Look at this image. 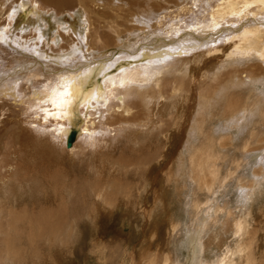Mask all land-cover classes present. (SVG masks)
I'll return each mask as SVG.
<instances>
[{"label":"bare ground","instance_id":"1","mask_svg":"<svg viewBox=\"0 0 264 264\" xmlns=\"http://www.w3.org/2000/svg\"><path fill=\"white\" fill-rule=\"evenodd\" d=\"M31 1L33 4H36L37 1L38 4L36 5V9L39 8L46 11L51 10L55 14H60L64 12V10H71V8L75 6L72 0ZM81 1L82 3L80 2V6L84 9L83 17L80 16L81 14L77 15V19L75 21L70 20L66 23L65 21H62V18L60 17L56 20L55 25L57 28H55L52 32V35L56 39H53L51 35V38H49L53 43H48L54 45L55 48L53 47L54 49H52L51 47L50 49L51 52H54L56 55H51L53 53H50L49 51L39 53L36 51L38 50L37 48L36 50L33 49L34 55L28 54L30 50L25 52V50H17L16 48H6L5 52L9 54L10 59L13 60V65H15L13 66V71L9 74L7 73V75L3 76L2 79L5 80L7 76L12 75L14 77L16 75H28L29 77L36 79L41 76V72L39 70L46 72V75H44L45 77L42 75L44 80L39 87L28 88L29 91L25 98L31 109L27 111L33 112L30 110L36 111L33 109L36 108L38 111H41V116L44 119H46L45 117H49V119L46 120L51 122L54 121V125L51 128L52 131H50L48 136L49 138H53L59 146L64 145L66 148H63V146L61 147L62 149L60 148L61 152L58 151L60 156L65 152H69V155H71L77 144H79L77 142L78 140H82L81 142H87V144H90L89 140L95 141L97 139L95 134L97 129L95 130L93 126L95 120H92L91 116L96 113V107L105 105L107 100L108 102L114 101V103H107L113 108V110L116 107L119 112L120 108V111L122 109V112L126 115L124 118H120V120L119 118H116L112 122H106L107 118L105 115V117L103 116V119L105 118L106 120L102 122V127H104V130L108 135H111L114 134L115 131H120L123 123H129V125L138 124L137 126L135 125L136 127L133 132L126 137L129 143L130 140L137 141V136L139 134L145 135L146 131L151 130L152 127L155 126V122H159L156 121V116L161 112L159 111L162 110L161 108L164 109L163 111H167V109L170 110V115H173V120L171 118V120L164 122L165 127L162 131L163 136L174 135L175 138L179 137V139L181 137V141L178 144L180 149H177V153H175L176 151L173 153L170 151L168 156L163 157V152H161L160 155L156 152H149V155L148 153H146L147 155H143V158H141L139 162L129 160V163L132 162L137 165L136 167L138 173L141 171V166H144V171L139 173L141 178L145 176L144 173L152 172L149 174L151 175V178L148 177V179L146 181L144 180L143 183L153 184L154 186L157 183L153 192V206L148 207V204L145 201L142 204L141 200H139V194L135 198H132V192L128 190V188H124V191L120 196V199L123 201H112L107 195L110 192L106 195L105 193L102 194V189L97 186L98 189H96L97 192L95 195L102 203V206L99 204L100 206L98 207L100 209V214L107 213L106 210L110 212L117 204H122L126 209H128V204L131 203H133V205L139 204L141 207L144 205L142 211L146 213L152 223L154 222V226H157L159 218L165 220V216L167 214L166 219L169 225L166 233L167 240L169 241L167 248L165 250L161 248L159 249L162 253L160 252L161 255L158 256V261L154 258L158 252H149L150 248L147 250L145 248L141 249L144 252V254H141V264H156L157 262L158 264H182V262L184 264H264V203L259 201L261 197L264 198V166L259 165L264 163V152L262 149L264 145V106H262V103L258 100H254L255 102L252 101L251 103L238 99V97L231 93V91L228 94L227 92L225 94L223 93L224 95H227L225 96L226 100L223 104L222 114L220 113V116L222 115L223 118L227 119L234 117L239 112H242V115H246L257 108V115L258 118H260V121L256 124L260 126V129H258V127L256 128V126L254 129L251 128L243 137H241V140L239 141L240 143L238 142L239 144L237 145H233L230 142V139H233L238 134L237 127H226L228 129H222L224 134L218 131V127L217 131L219 133L210 134L209 130H211V128L208 129L206 126L207 123L213 121L212 114L200 112L201 106L199 110L198 108L195 109V105L197 106V104H199L198 99L195 98L197 95H199L200 103L203 106L205 103L207 104L212 96H215V94L218 93L216 92L217 86L215 85H209L210 83H208L203 86L205 88L199 85L201 77H203V75L206 76V72L209 70V67L210 70L216 69L214 63H217L220 68V66H226L229 61L235 58H251L264 61V30L260 28L244 29L243 36H251L252 41L249 42L246 39L240 40L243 42V52L231 53L229 47L226 49L222 47L220 50L221 54H218L216 58L208 59L205 56L213 53V50H201L199 45L202 44V41L204 40L202 35L189 33V37H184L181 33L177 34L181 31L182 25L186 24V22L182 20L183 14L181 15V13H166L163 14L161 18L157 19L155 15H151L149 17L136 16L138 19L135 21L134 19L128 18V16H131L132 14L128 11H130L137 3L133 0H117L118 2L124 1L126 5V8H123L121 14L119 15L121 19L118 21L103 20L104 22H101V18L107 19L111 14H113L112 9L111 12L104 11L103 9L102 13H100L98 9H87L88 6H86V3H84L83 0ZM24 4L25 3L22 4L20 1L19 6H24ZM105 4L110 7L116 6L114 5L115 2L109 0H106ZM263 4L264 0L261 1L259 5ZM76 5L78 6V4ZM2 8L3 6L0 9ZM178 8L182 10L184 7L180 6ZM197 8L198 5L194 7V9ZM7 10L5 9L3 14H5ZM244 10L245 8L237 11L238 18L234 20L224 14L221 17L222 25L217 29L218 32L228 30L231 24L234 25L233 32H240L245 23L244 19L246 17L245 14L247 13L246 12L243 16L242 11ZM9 11L10 13L7 17L2 15V24H5L6 22V25L3 27V30H6L4 31L5 34L10 31L9 26H15L22 17L20 16V18H18L20 10L17 8V5H13V8L9 9ZM187 11V8L183 9L184 14H186ZM93 12L94 14H98L95 15V19H92L89 16V13L92 14ZM197 13V10H195L191 14V17L194 16L192 19L198 20L201 17ZM215 14L218 15L217 13ZM113 19L117 20L114 17ZM44 20L46 19L44 18ZM127 22L129 23L128 25L126 24ZM257 22L264 29V22L262 19H258ZM201 24H203V22H201ZM201 24H199V26H201ZM37 28L40 29L41 27ZM195 28H197V26H195ZM132 29L134 31L136 29L141 31L142 29H145V31L136 34L132 33V36L130 37L129 34L131 35L130 31H132ZM60 30H62V32H60ZM40 31L41 30L36 31L34 35L41 38L42 32ZM126 31L127 33L124 34ZM29 34L30 33H26V36L29 37ZM10 35L11 34H9V36ZM12 35V42L16 45L21 38L15 34ZM34 35H31V37ZM65 38H69V40ZM229 38L234 39L231 35H229ZM1 39L2 37H0V41ZM118 39L121 40L122 46H120L124 49L120 48L119 51L114 50L110 52L108 56H100L103 55L100 54L98 55L99 57L96 55V57H94L91 51V54L88 53L89 49L93 50L96 48V50H100L117 45L115 41H118ZM4 41L6 42L7 40L5 39ZM65 42L68 46H65ZM2 45L0 46V50L3 48ZM32 46L34 45H31V48ZM35 54H37V56H35ZM4 55L5 54L0 53V57H5ZM153 55L157 58L153 59L151 57ZM137 56L138 59L139 57H142L141 60L145 61L143 63L139 61L141 62L139 63L136 60ZM161 56H163L166 60L168 58L173 59L174 63L175 61L187 62L188 59L190 60L189 63L187 62L188 65L186 64V72L193 75L192 81L189 82V86H187V80H185L187 77L186 75V77L174 76V78L172 77L168 80H164L162 78L160 74L162 72L161 68L165 69L166 66H164L165 61H161L164 60L160 59L162 58ZM129 58L131 60H136L139 64L136 62L134 64H130L131 61L128 62ZM119 60L125 61L127 65L122 67V69L118 68L119 70L118 72L116 71L117 73L108 74V68ZM105 63L108 64V66H105ZM171 65L175 66L174 64ZM236 67V65H233L223 74L222 72H217L216 74L218 75L216 78H227V80L229 79L230 81L233 77H235V75L232 76V73L235 71ZM252 67L254 68V65ZM252 67L248 65L247 67L244 66V69L242 70L239 69V75L240 73L244 74L245 78L253 80L252 77L256 74L252 71ZM177 68H179V66ZM175 71L173 70V72ZM262 71L264 72L262 67H259V72ZM169 72L171 73L172 71ZM149 82L150 87H148L149 85L146 87L145 85L149 84ZM240 83L242 84V81H240ZM234 85H238V82L234 83ZM7 89L5 87L0 88L1 93L6 92L11 96V100L6 101L5 105L10 108L16 106L22 108L24 100L15 98L14 94L10 93ZM176 91L179 93L177 97L169 100V104H167L170 108H167L166 105L163 106L164 102H162V100L166 98L167 93L169 92L170 94H173ZM129 92H131L132 95L129 94ZM186 94H190V96L188 95L189 97H187ZM186 99H188L187 102ZM127 100L128 104H126ZM140 100H142L141 103L148 105H159L158 108L151 112V117L147 123L143 121L144 119L142 122L140 119H137L142 114L140 113V109H137V112L134 111V113L131 111L133 110L131 108L138 107ZM95 108V112L92 113L90 110H94ZM24 109L26 108L24 107ZM185 109L186 113L183 116ZM38 111L36 113H39ZM79 112L83 117H80L78 114ZM100 112L102 111L100 110ZM194 113H196L195 116H193ZM108 115L109 114L107 113V116ZM108 117L111 118V116ZM192 118L193 121L190 123ZM136 119L140 121L134 123L133 121ZM156 126L158 125L156 124ZM71 129L76 130V136L71 146L67 147L64 141L65 139L67 140V136ZM90 129H92V131H90ZM127 131L123 130L122 132L129 134ZM192 133L195 135V139L193 140L194 143L188 142V139L181 143L185 134L190 136ZM166 144H168V142ZM36 150L39 153L50 152L45 146L41 148L36 147ZM218 150L227 151L224 153V156L228 159V167L224 171L222 170V163H224V161L220 158V155H217L220 152ZM172 154L175 156H172ZM158 156H160L161 159L158 158ZM155 160L162 161L160 166H158L160 168L162 167L160 172L162 173L161 179H159L157 175L153 176V172L157 171V168L155 167L158 164L156 163L160 162ZM118 161L120 163H124L121 159ZM253 162L257 163L255 164L257 167L251 165ZM20 164H22V162ZM9 168L12 169L11 172L19 170L16 169L14 165H11ZM135 171L136 169H134V172ZM9 174V171L5 172L1 175L0 179L2 180L3 178L6 180ZM177 177L181 178L184 182L183 185H179L180 187L177 186ZM10 181L11 179L1 182L9 183ZM10 184H8L9 187ZM8 186L6 189L7 191L12 189V195L21 194L25 188H22L19 183H16V186L18 187L11 186V189ZM2 187H5L4 184ZM231 189H234V191H231ZM229 190L230 192L235 193L233 196L230 195V198L229 195L227 196ZM179 191L182 192L180 195L182 199L179 200L181 213L180 211L178 212L177 210H173L169 215L167 207L170 205V202L176 200L175 198L179 195ZM26 192L27 191H25V193ZM112 193H110V195L115 194ZM3 194L5 193L2 190L1 195ZM27 194L28 192L24 197L27 198ZM3 197L7 198L6 195H3ZM17 197L19 198V196ZM256 201H258L259 204L256 207V210H254L253 206ZM13 205L14 208L15 203ZM23 205H21V208H23ZM96 207L97 206L94 205L90 212L95 213L97 210ZM158 210H160V217L157 212ZM206 234L207 236L205 238ZM180 236L184 237L182 242V239L179 241ZM227 238L229 240H226Z\"/></svg>","mask_w":264,"mask_h":264},{"label":"rangeland","instance_id":"2","mask_svg":"<svg viewBox=\"0 0 264 264\" xmlns=\"http://www.w3.org/2000/svg\"><path fill=\"white\" fill-rule=\"evenodd\" d=\"M18 1L19 3L21 1L22 4L25 3L24 6L20 7ZM30 1L31 0H0V4H1L0 8L3 6V8L0 9V37H2L1 39L2 42L0 41V46L3 44L2 45L3 48L2 50H0V53L5 54L4 55L5 57H0V67L1 66L3 67L0 68V79H2L3 76H6L7 73L8 74L11 73L13 71V66L15 65V64L13 65V60L10 59L9 54L5 52L6 48L8 49L16 48L17 50H25V52H28L30 50L28 54H32V55H34L33 49L36 50L37 48L38 50L36 51L39 53H45V51H49L50 53H53L51 55H56L54 54V52H51L50 49L51 47L52 49H54L55 48L54 45L48 43L52 42L50 38L54 29L57 28V26L55 25L57 18L59 17L62 18L61 20L65 21L66 23L69 22L70 20L75 21L77 19L76 17L77 15L81 14L80 16L83 17L84 9L82 6H80V2L82 3L81 0H72L75 6L71 8V10L69 9L70 11L64 10V12L60 14H55L51 10L46 11L44 9H39V8L36 9L37 7L36 5L38 4L37 1L36 4L35 3L33 4V2ZM83 1L84 3H86V6H88L87 9H91V10L92 8L98 9L100 13H102L103 9L104 11L107 12H111L112 9L113 14L111 15L117 20H114L113 17L110 15V17L107 19L101 18V22L120 20L121 18L119 15L121 14L122 9L126 8L124 1L122 2L119 1L120 2L119 3L117 0H109L115 2L114 5L116 6L114 7L107 6L105 4L106 0H83ZM133 1L137 4H135L132 7V9L128 11L132 13L131 16H128V18L134 19L135 21L138 19L136 16L149 17L151 15H155L157 19V18H161V16L166 13L168 14L181 13V15L183 14L182 20L185 21L186 24L182 25L181 31H179L177 34L181 33V35L184 37L186 36L189 37L188 35L189 33L202 35L204 37V40L203 41L201 40L203 43L199 45L201 50L204 49L213 50V53L205 56L208 59L216 58L218 54H221L220 50L222 47L225 49L229 47L231 53L243 52V42H241L240 40L246 39L249 42L252 41L251 36H243L244 29L260 28L264 30L257 22L258 19H262V21L264 22V4L259 5L260 2L263 0H133ZM76 4H78V6ZM13 5H17V8L20 10L19 12L20 15L18 16V18H20V16L22 17L15 26L10 25L9 26L10 31H8L5 34L4 31L6 30H3V27L4 25H6V22L5 24H2L3 22L2 15L7 17L8 14L10 13L9 9L13 8ZM196 5H198V8L194 9ZM180 6H183L184 8L188 9L186 14L183 13L184 8L182 10L178 8ZM116 8L117 9L120 8L121 10L119 9L120 11L119 10L116 11L117 10ZM244 8L245 10L242 11L243 16L246 12L247 13L245 14L246 16L244 19L245 23L240 32L238 33L233 32L234 25L232 24L228 30H222L218 32L217 29L222 25L221 17L224 14L225 16L228 15L230 18L234 20L238 18L237 11H240ZM5 9L8 10L5 14H3ZM195 10H197L198 12L197 14L201 16L198 20L192 19L194 16L191 17V14ZM215 13H217L218 15H216ZM95 15L98 14L97 13L94 14V12L92 14L89 13V16L92 19H95ZM44 18L46 20H44ZM201 22H203V24H201ZM126 24L128 25L129 23L127 22ZM199 24H201V26H199ZM124 25H125V21H124ZM195 26H197V28H195ZM37 27H41V28L39 29ZM39 30H41L40 32H42L41 38L34 35L36 31ZM142 31H145V29L144 30L142 29ZM142 31L138 29L134 31L132 29V31H130L131 35L129 34V36L131 37L132 33L136 34ZM60 32H62V30H60ZM26 33H30L28 35L30 38L26 36ZM126 33L127 31L124 32V34ZM9 34L11 35L9 36ZM12 34H15L19 38H21V40L19 39L18 41V37H17L18 42L16 45L13 44L12 42V38H11L13 36ZM31 35L34 36L31 37ZM229 35L233 36L234 39L229 38ZM52 37L53 39L55 38L53 35ZM5 39L8 42L7 41L5 42L4 41ZM65 39L69 40V38H65ZM115 43L117 45L103 48L100 50H96V48L93 50L89 49L88 53H90L91 51L94 57L96 56L99 57L98 55L100 54H103L100 56H108L110 52L114 50L119 51L120 48H123L121 47L122 42L120 39H118V41H115ZM31 45L34 46H32L31 48ZM65 46H68L66 42H65ZM183 53H187V52H183ZM35 56H37V54H35ZM151 57L153 59L157 58L154 55ZM161 57L162 58L160 59H164L161 61H165L164 66H166L165 69L161 68L162 72L160 70L161 72L160 74L162 78L164 80H168L171 79L172 77L174 78V76L177 77L187 76L185 80H187L186 83L187 86H189V82L192 81L193 75L191 73L186 72V67L190 62V60L189 59L187 60L188 63L186 61L183 62L175 61L174 63L173 59L168 58L166 60L165 58H163V56ZM141 58L142 57H139L138 59L137 56L136 60L138 62L141 61L143 63L145 60L142 61ZM145 59L148 60L147 58ZM240 59L241 58L239 59L235 58L229 61L228 64H226V66H220V68L218 67L217 63H214L216 69L210 70L209 67V70H207L206 72V76L203 75V77H201L199 83L200 86L203 87L205 86V84L208 83H210L209 85L217 86L216 92L218 93L215 94V96H212V98H210L207 104L206 103L204 104L205 106L207 105L206 107L204 105L202 106V104L200 103L199 95L195 97L196 99H198L199 102L197 106L195 105V109L198 108L199 110L201 106L200 112L212 114L213 121H210L209 122L210 124L207 123L206 126L208 129L211 128V130H209L210 134H217L219 133L218 131L223 133V130L228 129L230 127L234 128V126L235 128L236 127L238 128V134L233 139H230L231 140L230 142L233 145L239 144L241 137H243L247 133V131H249L251 128L254 129L256 126V128L258 127V129H260V126L256 125L257 122L260 121V118H258L257 115V108H255L253 111L249 112L246 115H242V112H239L234 117H232L233 119L223 118L222 115L220 116V113L222 114L223 104L225 103L226 100L225 96L231 91V93L237 96L238 99L245 100L246 102H251V103L254 100H258L260 103H262V106H264V72L263 71L259 72V67H262V69L264 70V61H260L258 59L255 60L251 58H242L241 60ZM136 60H131L129 58L128 62L131 61L130 64H134L135 62L138 63ZM171 64H174L175 66ZM126 65L127 64L125 61L119 60L118 62L113 63L108 68L109 71L108 74L117 73L119 69H122V67ZM233 65H236L237 67L235 68V71L232 73V76L235 75V77H233L230 80L232 82H230L229 79L227 80V78H223V79L221 77L220 79H218L219 77L216 78V76L218 75L216 74L217 72H222L223 74ZM248 65H250L251 67L254 65V68L252 67V71H254L256 75L252 77L253 80H249L245 78L244 74L240 73L239 75V71L244 69V66L247 67ZM105 66H108V64L105 63ZM178 66L180 69L177 68ZM2 69H6V70H2ZM173 70L176 71L173 72ZM39 71L41 72V76L36 79L29 77L28 75H23L24 77L18 75L14 77L12 75V76H7L5 80L3 79L0 80V88H4V87L6 89L8 88L7 90L10 93L14 94L15 98L24 100V104L22 108H19L18 106H16L17 108L16 107L10 108L5 104L6 101L11 100V96L6 92L4 93L0 92V120H1L0 148L2 149V152L0 149V154H1L0 178L1 175L4 174L5 172L9 171L10 173L6 180H4L3 178L2 180L0 179V189H2L3 192L5 193L3 195L4 196L6 195L7 197L4 198L3 195H1L2 190H0V204H1L0 205V210H1L0 211L1 214L0 215V264H141V254H144V252L141 249L143 248H145L146 250L150 248L149 252H154V251L156 253L158 252L157 255L154 257L158 261V256L161 255L162 253V251L159 249L161 248L165 250L169 244V241L167 240L166 237L167 228L169 226L166 219L167 214L165 216V220L159 218L157 226H154L153 225L154 222L152 223L151 220H149V217L146 215V213L142 211L144 205H142L141 207V205L139 204L133 205V203H131L132 205L128 204V209H126L122 204L119 205L117 204L113 208V210H111L112 212L106 210L107 213L100 214L99 212L100 209L98 207L100 205L102 206V203L101 200H99L95 194L97 192L96 189H98L99 187L100 189H102V194L105 193L106 195L109 192L115 193L114 194L115 196L110 195V193L107 194L108 198H110L112 201L120 202L123 201L120 199V196L123 193L124 188L125 189L128 188V190L132 192V196H133L132 198H135L139 194L140 196L139 200H141L142 204L145 201L148 204V207L153 206V192L157 183L155 184V186L153 184L145 183L146 184L145 185L143 183L144 180L146 181L148 179V177L151 178V175L149 174H151L152 172L144 173L145 176L141 178L139 173L144 171V166H141V171L138 173L136 167L137 165H135L132 162L129 163V160H134L136 162L137 161L139 162L140 159L143 158V155H147L146 153H148L149 155V152L150 153L156 152L158 155H160L161 152H163L162 154L163 157L168 156L170 154V151L171 153H173L174 151H176L175 153H177L178 151L177 149H180L178 147L179 146L178 144L181 141V137L179 139V137L175 138L174 135L163 136V131H162L163 128L165 127L164 122L171 120V118L173 120V115H170L171 114L170 110L167 109V111H163L164 109L161 108L162 110H159L161 112L158 113L156 116L157 118L156 121L159 122L158 123L155 122L154 124L155 126H153L155 128L152 127L151 130L146 132L144 131L146 133L145 135L139 134L137 136L138 137L137 141L130 140L129 143L126 137L127 135H130L131 132H133L134 128L138 124L129 125V123H123L121 130L117 132L115 131V133L111 135H108L107 132H105L104 127H102V122L106 120L105 118L103 119V116L105 117L106 115L107 118L106 122H110V121L112 122L114 119L119 118L120 120V118H124V116L126 115V114L124 115L122 109L120 111V108H119V112L116 107L113 110V108L110 107L108 104L111 102L114 103V101L108 102L107 100L108 104L105 103V105H100L96 107L97 108L96 113H94L96 108L94 110H90L92 111V113H94L92 114L91 119L95 120L93 126L95 130L97 129L95 133L97 139L95 141L89 140L90 144H87V142H81L82 140L81 141L78 140L77 142L79 144H77L71 155H69V152H65L63 155L60 156L58 153L61 152L62 146L63 148H65L64 145L59 146V144H57L53 138H49L48 136L50 131H52L51 128L54 125L53 124L54 121L51 122L46 120L49 119V117H45L46 119H44L41 116V111H38L36 108H33L36 111L34 110H30L33 112L27 111L31 109V107H29L28 103L26 102V98H25L26 94L28 93L31 87H35V88L39 87L42 81L44 80L45 77L44 75H46V72H43L41 70ZM169 71H172L171 72L172 75ZM240 81H242V84L240 83ZM237 82L238 85H234V83ZM145 86L150 87V82ZM177 92L178 91H176L173 94H170L168 92L167 93L168 98L166 96V98L162 100V102H164V104L162 103L163 106L166 105L167 108H170V106L167 104H169L168 103L169 100H172L174 99V97L175 98L177 97V95L179 94ZM226 92L227 94L224 95ZM129 94L132 95L131 92H129ZM186 95L187 97L190 96V94H186ZM187 100L188 99H186V102ZM141 101L142 100H140L138 107L131 108L133 109L131 111L132 113H134V111L137 112V109H140L141 110L140 113H142L140 115L141 118L138 117L137 119H140L141 122L144 119L143 121L147 123V121H149L151 117V112L154 109L158 108L159 105L158 106L157 104H155L156 106L154 104L148 105L145 103H141ZM126 104H128V100L126 101ZM24 107L26 109H24ZM100 110L102 112H100ZM37 111L39 113H36ZM107 113L109 114L108 116H111V118L107 116ZM185 113H186V109L183 113V116L185 115ZM78 114L80 115V117H83L80 114V112ZM195 115L196 113L193 114V116ZM137 119L133 122L135 123L137 121H140ZM192 121L193 118L190 121V123H192ZM1 122L3 125L1 124ZM156 124L158 126H156ZM123 130L126 131L128 130L127 132L129 134L122 132ZM90 131H92V129H90ZM186 135L187 134H185L184 139H182L181 143H183L184 140L186 139H188V142L194 143L193 140L195 139V135L193 133L192 135L190 134V136L188 135L186 136ZM47 141H49L50 143ZM167 142L168 144H166ZM64 143L66 144V139ZM43 146L49 149L50 152L39 153L36 150V147L41 148ZM262 149L264 152V145ZM218 151L222 152V153L219 152V154L217 155H220V158H222V160L224 161V163H222V170L224 171L228 167L227 166L228 159L226 156H224V153H226L227 151H222V150H218ZM55 153L57 154V156ZM172 156L175 155L172 154ZM158 158H160V156H158ZM119 159H121L122 162L124 163H120L118 161ZM155 161L158 162L160 160H155ZM21 162L22 164H20ZM161 163L162 161L156 163L158 164L157 166L155 165L157 171L153 172L154 173L153 176L157 175L159 179H161L162 177V173H160L162 167L161 168L158 167L160 166ZM255 164L257 163L253 162L251 165L257 167V165ZM11 165H14L16 169L19 170H16V172L15 171L11 172L12 169L9 168L11 167ZM259 165L264 166V163ZM133 168L136 169L135 172ZM9 179H11L9 183L1 182V181H8ZM176 181H177V186L179 185L181 186L184 183L179 177H177ZM1 183H3L5 187H2L3 184ZM16 183H19L20 186L23 184L21 187L22 188L25 187V188L21 194L12 195L11 194L12 189L10 187L11 186L18 187L16 186ZM8 184H10V187L8 186ZM7 186L11 189L10 191H7L6 189ZM26 188H28L31 191H29ZM25 191L28 192V194L26 195L27 198L24 197L25 194L27 193V192L25 193ZM231 191H234V189H231ZM181 193L182 192L179 191V195H177L175 198L176 200L170 202V205L167 207L169 211L168 213L169 215L172 213L173 210H177L178 212L180 211L181 213V206L179 207V200L182 199V197H180ZM228 195L230 198L231 196L235 195V193L230 192L229 190L227 196ZM17 196H19V198ZM259 201L261 203H264V198L261 197ZM14 203H15V207L13 208ZM258 204H259L258 201L254 203L253 206L254 210H256ZM21 205H23L22 206L23 208H21ZM94 205L97 206L96 207L97 210L95 213H91L90 211L94 207ZM157 212L159 213V217H160V210H158ZM206 236L207 234L205 235V238ZM183 239L184 237L181 236L179 237V241L181 240L182 242ZM226 240L229 239L227 238ZM156 264H158V262ZM182 264L184 263L182 262Z\"/></svg>","mask_w":264,"mask_h":264},{"label":"water","instance_id":"3","mask_svg":"<svg viewBox=\"0 0 264 264\" xmlns=\"http://www.w3.org/2000/svg\"><path fill=\"white\" fill-rule=\"evenodd\" d=\"M76 136V130L75 129H71L70 133L67 136V140H66V146L70 147L74 138Z\"/></svg>","mask_w":264,"mask_h":264}]
</instances>
